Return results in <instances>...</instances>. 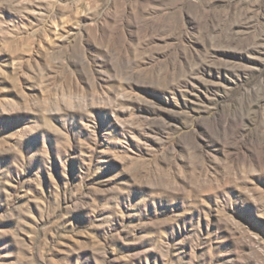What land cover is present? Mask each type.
I'll return each mask as SVG.
<instances>
[{"label":"rangeland","instance_id":"374dc122","mask_svg":"<svg viewBox=\"0 0 264 264\" xmlns=\"http://www.w3.org/2000/svg\"><path fill=\"white\" fill-rule=\"evenodd\" d=\"M0 264H264V0H0Z\"/></svg>","mask_w":264,"mask_h":264}]
</instances>
